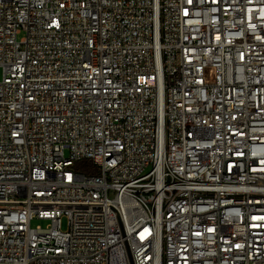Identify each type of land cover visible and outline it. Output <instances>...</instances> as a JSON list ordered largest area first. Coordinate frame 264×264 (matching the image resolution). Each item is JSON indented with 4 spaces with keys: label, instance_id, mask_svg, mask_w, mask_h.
<instances>
[{
    "label": "built area",
    "instance_id": "1",
    "mask_svg": "<svg viewBox=\"0 0 264 264\" xmlns=\"http://www.w3.org/2000/svg\"><path fill=\"white\" fill-rule=\"evenodd\" d=\"M0 68V264H264V0H0Z\"/></svg>",
    "mask_w": 264,
    "mask_h": 264
},
{
    "label": "rangeland",
    "instance_id": "2",
    "mask_svg": "<svg viewBox=\"0 0 264 264\" xmlns=\"http://www.w3.org/2000/svg\"><path fill=\"white\" fill-rule=\"evenodd\" d=\"M23 36H24V33L22 32V33H20V34L18 35V38H21V37H23ZM1 78H2V70H1V68H0V80H1ZM81 162H82V163H79L80 166H86V165L90 164V163H89L90 160H83V161H81ZM47 223H48V221H46V220H41V219H37V218H35V219H32V221H31V226H32V227H37V226L45 227V226L47 225ZM64 224H65V220H64ZM64 227H65V225H64Z\"/></svg>",
    "mask_w": 264,
    "mask_h": 264
},
{
    "label": "trees",
    "instance_id": "3",
    "mask_svg": "<svg viewBox=\"0 0 264 264\" xmlns=\"http://www.w3.org/2000/svg\"><path fill=\"white\" fill-rule=\"evenodd\" d=\"M80 163H82V162H80ZM90 163V162H89ZM81 167H83V170L85 171V172H95V173H97L98 171H97V169H93V168H91V166L88 164V165H86V166H81Z\"/></svg>",
    "mask_w": 264,
    "mask_h": 264
}]
</instances>
